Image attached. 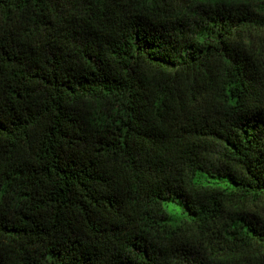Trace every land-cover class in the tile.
Returning a JSON list of instances; mask_svg holds the SVG:
<instances>
[{"label":"trees","instance_id":"16d2710c","mask_svg":"<svg viewBox=\"0 0 264 264\" xmlns=\"http://www.w3.org/2000/svg\"><path fill=\"white\" fill-rule=\"evenodd\" d=\"M0 264H264V0H0Z\"/></svg>","mask_w":264,"mask_h":264}]
</instances>
